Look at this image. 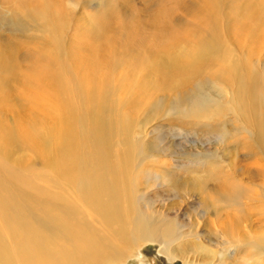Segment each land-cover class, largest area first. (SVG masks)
Instances as JSON below:
<instances>
[{"label":"rangeland","instance_id":"rangeland-1","mask_svg":"<svg viewBox=\"0 0 264 264\" xmlns=\"http://www.w3.org/2000/svg\"><path fill=\"white\" fill-rule=\"evenodd\" d=\"M0 264H264V0H0Z\"/></svg>","mask_w":264,"mask_h":264},{"label":"bare ground","instance_id":"bare-ground-1","mask_svg":"<svg viewBox=\"0 0 264 264\" xmlns=\"http://www.w3.org/2000/svg\"><path fill=\"white\" fill-rule=\"evenodd\" d=\"M21 5H25L30 3L33 0H19ZM156 32L159 35H166L167 33H169V25L167 24L166 21H164L163 18L158 17L156 18ZM66 236L68 237V233L66 232ZM74 255L71 254V257H73ZM61 260H65L64 258Z\"/></svg>","mask_w":264,"mask_h":264}]
</instances>
